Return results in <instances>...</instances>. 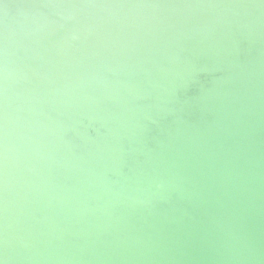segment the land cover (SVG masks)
<instances>
[{
	"label": "water",
	"instance_id": "1",
	"mask_svg": "<svg viewBox=\"0 0 264 264\" xmlns=\"http://www.w3.org/2000/svg\"><path fill=\"white\" fill-rule=\"evenodd\" d=\"M0 264H264V0H0Z\"/></svg>",
	"mask_w": 264,
	"mask_h": 264
}]
</instances>
